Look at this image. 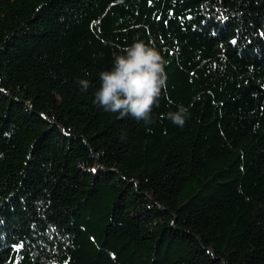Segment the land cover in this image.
Instances as JSON below:
<instances>
[{
  "label": "trees",
  "instance_id": "16d2710c",
  "mask_svg": "<svg viewBox=\"0 0 264 264\" xmlns=\"http://www.w3.org/2000/svg\"><path fill=\"white\" fill-rule=\"evenodd\" d=\"M135 40L148 124L94 103ZM53 261L264 264V0H0V264Z\"/></svg>",
  "mask_w": 264,
  "mask_h": 264
},
{
  "label": "clouds",
  "instance_id": "9594fccd",
  "mask_svg": "<svg viewBox=\"0 0 264 264\" xmlns=\"http://www.w3.org/2000/svg\"><path fill=\"white\" fill-rule=\"evenodd\" d=\"M165 65L160 52L142 40L119 48L113 52L112 68L99 73L100 86L95 92L94 103L120 118L131 116L136 121L151 123L153 107L167 86ZM78 83L82 91L91 86L86 79ZM188 115V109L179 105L177 111L168 113L167 117L173 124L183 127Z\"/></svg>",
  "mask_w": 264,
  "mask_h": 264
},
{
  "label": "snow or ice",
  "instance_id": "6c2138e0",
  "mask_svg": "<svg viewBox=\"0 0 264 264\" xmlns=\"http://www.w3.org/2000/svg\"><path fill=\"white\" fill-rule=\"evenodd\" d=\"M233 43H235V41H233Z\"/></svg>",
  "mask_w": 264,
  "mask_h": 264
}]
</instances>
